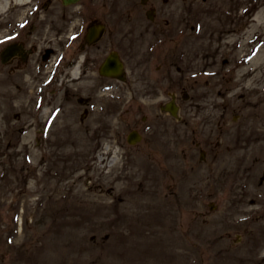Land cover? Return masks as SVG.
<instances>
[{
	"label": "rangeland",
	"instance_id": "rangeland-1",
	"mask_svg": "<svg viewBox=\"0 0 264 264\" xmlns=\"http://www.w3.org/2000/svg\"><path fill=\"white\" fill-rule=\"evenodd\" d=\"M83 2L126 81L45 138L2 81L0 264H264V0Z\"/></svg>",
	"mask_w": 264,
	"mask_h": 264
},
{
	"label": "flooded vegetation",
	"instance_id": "flooded-vegetation-1",
	"mask_svg": "<svg viewBox=\"0 0 264 264\" xmlns=\"http://www.w3.org/2000/svg\"><path fill=\"white\" fill-rule=\"evenodd\" d=\"M107 6L103 4V19L99 14L94 16L92 9L97 5H86L83 0H7L0 7V85L4 80L12 97L22 95L24 112L36 111L43 121L40 133L46 130L48 120L54 123L75 105L80 122L88 119L94 100L108 94L110 78L100 72L110 51L109 42L104 40ZM148 11L151 16L153 9ZM97 27H101L98 36L88 38L89 30ZM117 87L121 94L123 88ZM11 100L14 104L9 116H18L14 106L20 99ZM96 109L101 114L107 111L103 101ZM19 132L27 133L23 128Z\"/></svg>",
	"mask_w": 264,
	"mask_h": 264
},
{
	"label": "water",
	"instance_id": "water-1",
	"mask_svg": "<svg viewBox=\"0 0 264 264\" xmlns=\"http://www.w3.org/2000/svg\"><path fill=\"white\" fill-rule=\"evenodd\" d=\"M64 2H71L74 0H63ZM92 36L96 34V30L92 31ZM92 36L90 38H92ZM122 63L119 61L116 52H111L108 57L103 62L101 67V73L110 75V76H119L122 72ZM165 110H168L172 115H176L177 106L174 104L173 101L167 103L164 107ZM140 139V136L136 132H131L128 136V141L130 143L136 142Z\"/></svg>",
	"mask_w": 264,
	"mask_h": 264
},
{
	"label": "bare ground",
	"instance_id": "bare-ground-1",
	"mask_svg": "<svg viewBox=\"0 0 264 264\" xmlns=\"http://www.w3.org/2000/svg\"><path fill=\"white\" fill-rule=\"evenodd\" d=\"M4 5H0V7H3Z\"/></svg>",
	"mask_w": 264,
	"mask_h": 264
}]
</instances>
